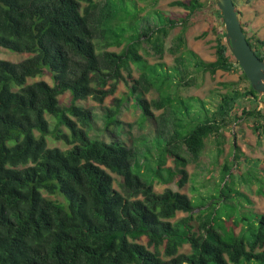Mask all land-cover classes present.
<instances>
[{
  "label": "trees",
  "instance_id": "1",
  "mask_svg": "<svg viewBox=\"0 0 264 264\" xmlns=\"http://www.w3.org/2000/svg\"><path fill=\"white\" fill-rule=\"evenodd\" d=\"M115 1L0 0V48L27 54L19 62L0 59V264H264V213L238 209L249 198L236 189L230 176L224 180L226 173L215 199L209 196L199 205L179 190L166 187L156 192L153 188L154 180L183 187L188 181L189 160L181 152L196 161L207 138L220 150L224 140L221 128L232 121L249 119L256 138L264 141V110L257 104L249 108L242 103L251 97L257 100L258 93L229 50L215 0L208 4L210 11L204 12L209 27L200 34H214L215 58L211 61L200 58L184 39L187 24L204 6L202 1H173L172 5L187 11L174 17L156 8L157 0L146 14L147 7H139L133 0L138 11L134 17H140L141 23L147 15H161L157 23L147 22L134 37L124 32L128 22L123 15L114 18L111 9ZM153 9L158 10L153 13ZM178 24L182 31L168 48L174 55L173 66L180 64L179 51L184 49V54L195 59L200 74L208 72L214 77L218 70L238 71L248 86L240 90L235 81L223 83L226 91L219 94L216 108L205 109L203 116L190 114L193 125L181 134L169 128L174 99L154 88V77L148 80L141 71L125 98H114V108L107 107L104 128L113 134L121 124L117 118L120 105L133 95L144 117L153 116L152 107L167 111L160 114L158 123L160 129H167L169 139L162 140L156 158L146 151L144 161L153 176L146 181L132 170L143 163L137 162L133 148L119 139L104 141L89 136L92 111L77 101L92 97L102 102L112 95L124 80L122 67L146 62L138 51L143 42L161 59L166 39ZM99 40L103 51L97 50ZM247 41L264 60L260 51L264 42L255 37ZM109 46L122 48L110 51L106 49ZM156 64L168 73L165 63ZM156 71L152 68L161 76ZM43 74L51 83L43 79L28 82ZM178 82L184 87L195 84L191 78ZM139 83L142 91L155 89L159 97L143 98L137 92ZM64 92L70 96L67 106L58 100ZM46 115L55 120L52 126ZM49 136L68 147L47 146ZM232 145L236 159L239 149L235 142ZM168 156L173 158V167L165 165ZM252 164L257 167V160ZM223 168L229 169L227 165ZM111 173L119 178V189L114 188ZM242 176L248 182L258 179ZM217 204L225 207L227 220L233 218L232 226L222 220V206L216 208ZM230 205L237 206V212ZM196 209L210 211L194 229L190 220ZM177 212L187 215L172 221ZM183 244L189 245L188 252L179 251Z\"/></svg>",
  "mask_w": 264,
  "mask_h": 264
},
{
  "label": "rangeland",
  "instance_id": "2",
  "mask_svg": "<svg viewBox=\"0 0 264 264\" xmlns=\"http://www.w3.org/2000/svg\"><path fill=\"white\" fill-rule=\"evenodd\" d=\"M134 1L137 2V5L139 7H147L145 8L146 14L147 10H151L150 5L154 0ZM134 1L117 0L115 1V4L111 9V12L114 14V18L121 14L124 16V20H126L125 22H128L125 25L124 29V32L126 31V33H128L127 36H136V34L144 28V25L147 24V22L149 23V25L152 23L155 24V22L157 23V16L161 17V15L156 16L154 10L160 9L166 14H171L174 17H180L187 13L185 9L172 5V2L175 0H157L155 7L158 9L152 10L154 15L152 14V16H145L141 23V21H139L141 20L140 17H134V15H138V11H136ZM200 1L203 2L204 6L199 10L198 15L192 16L189 24H187L184 32V39L186 42V46L189 49L196 51L200 58L206 61H211L215 58L214 34L211 31H209L206 36L203 37H200V34L203 31L207 30L209 27V19L204 12L210 11L208 4L213 0ZM233 1L234 5L236 2L237 8L240 12L243 13V11H248L252 15H254L253 7L256 5V2L259 1L263 3L261 5L262 7L257 9L256 16L254 17L256 22H263V25H258L254 28V30L256 33L264 36V0ZM249 17L251 16H248L247 18ZM181 27L182 26L178 24L170 31L165 42L166 50L161 59L158 56L154 55L148 43H141L140 46H138V51L144 57V60L146 62H129L128 67H130L131 77L128 76V67H122L121 73L124 77V80H121L117 84L116 90L112 95L106 96L102 102H98L92 97H87L84 100L77 101V104L88 107L92 111V118L89 121L90 125L87 130L89 136L104 141L119 139L127 146L133 148V150L137 153L135 159L139 164L143 162L141 165L144 167L141 166L140 168L139 165H134L132 170L140 174L141 177L146 181H151L153 178L150 167L146 166V161H144L146 151L148 150L151 155L156 158L159 153L158 147L160 146V143L163 144L162 140L165 141L169 139V132L167 131V129H160L161 126H159L158 123L160 114H162L163 111L164 113H166L167 111L165 109H156L152 107L153 116L144 117L141 114V110L136 105L135 96L133 95L131 97H127L126 100H124L120 105L117 113V118L121 121V124H118L116 126L113 134L104 128L106 118L105 113L107 107L114 108L113 99L124 97L127 94L130 85L135 84L133 79H137L141 71H144L145 77L148 80H150L151 77H154V79L152 80L154 88L161 90L165 95L170 94V97L174 99V112L172 111L173 115H170L171 126H169V128L171 132L177 131L181 134H185L186 131L193 125V123L190 122V114L203 116L205 109L213 110L214 108H216L217 103L219 102V94L226 91V87H224L223 83L235 81L237 82V88H240V90H244L248 86V82L245 79H240V73L238 71L226 73L218 70L216 71L214 77H211L208 72L205 74H200L199 71H197L199 68L194 66L193 60L195 59L192 56L189 57L188 55L184 54V49H180L179 51V54L182 53L180 64L178 63L176 66H173L175 65L174 55L169 53L168 48L172 43V38H174L178 33H180V31H182ZM119 28L121 27L118 26L117 29ZM246 30L247 32H249L248 29ZM247 32H245V35ZM246 38H248L247 35ZM250 44H252L251 40ZM96 45L98 51H103L105 49L102 45L101 40L97 41ZM121 48L122 46H109L106 49L118 52L121 50ZM26 56L27 54L24 53H16L0 48V59L19 62ZM158 61L166 64L165 68L169 69L168 73L165 70L162 71V69L159 67L160 65L156 64ZM144 63L149 65H145ZM150 64L153 66H151ZM152 68L157 69L156 72H159L161 76H157L156 74H154V71L152 72ZM168 74L170 75L168 76ZM181 78H191L192 80H194L195 84L188 87L179 85L178 81H180ZM38 79H43L51 83L50 77L47 74L28 79V82ZM137 87V92L140 93L143 98L149 101L154 99L156 100L159 97V93L155 89H150L147 92L142 91V83H139ZM58 100L60 105L62 106L69 105V93L64 92L63 94L59 95ZM242 103L249 108L257 104L258 109L264 110V97L261 98L259 97V95L257 100L251 97L248 100L243 99ZM46 117L50 122V126H52L55 120L49 115H46ZM249 123V119H241L236 122L232 121V123L228 124V126L221 128V133H223L224 135V140H221L222 144H220V150H218L217 145L215 146V142H213L210 138H207L205 140L204 147L200 152L199 158L196 161L191 160L190 155H188L185 151H182V155L189 160L188 164L186 165V170L189 174L188 181L183 187L179 188L175 182L162 184L159 181L154 180V190L156 192H162L166 187H170L174 190H179L183 193H186L191 198L193 204L199 205L202 204L204 200H206V198H208L209 196L215 199L218 194L217 190H219L220 185L223 183L222 176L226 173L224 180H229L228 176H230V179H234L233 183L236 189L238 188L241 191L245 192V194L249 198V202H246L244 204V207H241L239 205L238 209H241V211L244 213L250 210L258 213H264V141L260 142L256 138V135L252 132ZM182 126L184 127L182 128ZM156 138H159V140L153 143V140H155ZM233 142L237 144V147L239 149L236 152V159L233 158L235 151V147L234 145H232ZM47 146H57L61 149H66L68 147V145H66L61 140H54L50 136L47 137ZM161 148L162 147H159V149ZM240 156H242V160L240 159ZM244 158H246V161H243ZM254 160H257V167L254 164H252V167L250 166L251 161ZM149 164H152V162H149ZM165 165L167 167H173L172 156L167 157ZM225 165H227L229 169L224 171L223 167ZM111 175L114 178V188L119 189V178L114 173H111ZM242 175H244V178L256 176L258 179L257 181L251 180L250 182H248L247 180H244L242 178ZM221 206L222 204H217L216 208H220ZM231 207L235 208L234 212H237V206ZM224 208L225 207L222 206L220 215L223 218L222 220H227V218H225L226 212L223 210ZM209 211V209H206L203 213H200L197 209L194 210L193 218L192 220H190V223L194 229L202 219L206 218V216L209 214ZM238 214L240 216L239 210ZM186 215L187 213L185 212H177L172 221H175ZM226 220L224 221L226 222L227 226L229 227L230 223V226H232L233 218L231 217L227 221ZM239 229V225L234 227V233L237 234ZM141 241L145 242L146 239L141 238ZM188 250V244H183L179 249L180 252H188ZM251 264H255V262L252 261Z\"/></svg>",
  "mask_w": 264,
  "mask_h": 264
},
{
  "label": "water",
  "instance_id": "3",
  "mask_svg": "<svg viewBox=\"0 0 264 264\" xmlns=\"http://www.w3.org/2000/svg\"><path fill=\"white\" fill-rule=\"evenodd\" d=\"M222 16L225 40L232 56L245 74L252 89L264 96V60L258 58L241 27L233 0H215Z\"/></svg>",
  "mask_w": 264,
  "mask_h": 264
},
{
  "label": "crops",
  "instance_id": "4",
  "mask_svg": "<svg viewBox=\"0 0 264 264\" xmlns=\"http://www.w3.org/2000/svg\"><path fill=\"white\" fill-rule=\"evenodd\" d=\"M263 3L262 2H259L257 1L256 2V5L253 7L254 11H253V14L252 15L250 12L248 11H243L240 12L239 9L237 8V5H236V2H235V7L237 9V13H238V17H239V20H240V23H241V26H242V29L247 32L246 29L249 30V32L246 33V35L250 36V37H255V38H258V39H261L263 42H264V36H261L260 34L256 33L254 28L257 27L258 25L262 26L263 25V22H256L254 17L256 16V11L258 8H261ZM248 16H251L249 18H247ZM249 22H248V21ZM245 21V22H244ZM264 44L263 46L261 47V50L264 52ZM196 53V51H194Z\"/></svg>",
  "mask_w": 264,
  "mask_h": 264
},
{
  "label": "flooded vegetation",
  "instance_id": "5",
  "mask_svg": "<svg viewBox=\"0 0 264 264\" xmlns=\"http://www.w3.org/2000/svg\"><path fill=\"white\" fill-rule=\"evenodd\" d=\"M248 36V35H247ZM248 39H250V36H248ZM256 48H260V47H258V46H255ZM260 51H261V49H260Z\"/></svg>",
  "mask_w": 264,
  "mask_h": 264
},
{
  "label": "clouds",
  "instance_id": "6",
  "mask_svg": "<svg viewBox=\"0 0 264 264\" xmlns=\"http://www.w3.org/2000/svg\"><path fill=\"white\" fill-rule=\"evenodd\" d=\"M236 8V7H235ZM237 10V9H236ZM238 12V11H237ZM242 27V26H241Z\"/></svg>",
  "mask_w": 264,
  "mask_h": 264
}]
</instances>
